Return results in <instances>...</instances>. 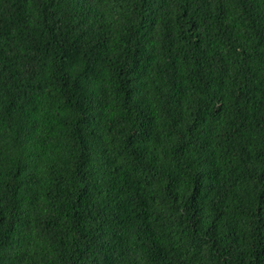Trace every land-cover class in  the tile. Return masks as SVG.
Here are the masks:
<instances>
[{"label": "trees", "instance_id": "obj_1", "mask_svg": "<svg viewBox=\"0 0 264 264\" xmlns=\"http://www.w3.org/2000/svg\"><path fill=\"white\" fill-rule=\"evenodd\" d=\"M0 264H264V0H0Z\"/></svg>", "mask_w": 264, "mask_h": 264}]
</instances>
